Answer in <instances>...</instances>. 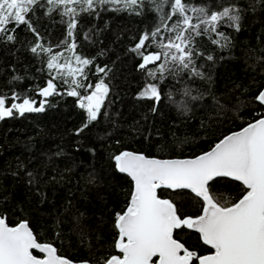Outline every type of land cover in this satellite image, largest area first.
Here are the masks:
<instances>
[{
	"label": "trees",
	"instance_id": "16d2710c",
	"mask_svg": "<svg viewBox=\"0 0 264 264\" xmlns=\"http://www.w3.org/2000/svg\"><path fill=\"white\" fill-rule=\"evenodd\" d=\"M185 2L209 11L234 5L240 10V30L219 29L229 37L225 47L206 35L195 37L193 58L204 78L185 71L148 81L158 85V102L141 96L145 70L139 69L141 58L131 49L160 23L159 0H144L132 10L99 5L77 17L75 52L92 61L81 82L95 85L102 79L110 89L98 119L83 131L87 114L78 97L67 95L68 85L57 77L53 82L59 94L39 95L55 75L47 68L48 56L69 53L64 43L71 40L68 17L60 14L62 9L50 12L53 6L40 0L27 14L35 32L27 25L7 26L15 29L14 41L0 39V95L8 98L6 106L15 94L17 103L28 98L37 107L44 102L45 108L23 116L14 111L0 120V216L10 226L27 221L38 239L52 243L59 255L101 264L102 257L115 254V214L125 209L133 190L132 181L117 171L115 155L133 151L158 159L193 158L264 113L256 100L264 89V0ZM37 42L52 51L32 53ZM92 90L78 89L81 94ZM214 191L225 200L241 194L239 183L228 179H221ZM182 192L183 199L168 190L159 195L172 199L182 218L196 216L200 205L188 191ZM197 237L181 229L176 238L190 250L210 254L213 250Z\"/></svg>",
	"mask_w": 264,
	"mask_h": 264
},
{
	"label": "snow or ice",
	"instance_id": "6c2138e0",
	"mask_svg": "<svg viewBox=\"0 0 264 264\" xmlns=\"http://www.w3.org/2000/svg\"><path fill=\"white\" fill-rule=\"evenodd\" d=\"M40 0H0V39L14 41L15 26L27 25L35 32L27 14ZM55 9H62L61 15L68 17L65 41L69 56L52 54L47 58V68L55 71L47 86L39 95L48 97L57 92V77L68 85V96L79 98V107L86 111L87 123L79 131L96 121L110 91L104 80L85 85V67L92 61L76 54L74 29L77 17L91 14L99 5L117 6L114 10L139 8L144 0H46ZM156 3V0H152ZM169 9L168 12L164 8ZM157 11L160 23L151 33H144L131 51L140 58L139 69L145 70V87L141 96L159 101L158 85L148 81H163L166 73L175 76L187 71L190 76L204 78L194 62V39L206 35L213 44L227 46L229 37L219 31L222 26L240 30L239 9L234 5L209 11L206 6L186 3L185 0H159ZM173 18H175L173 20ZM169 21H172L169 23ZM168 33L167 37L161 33ZM39 40V34L37 33ZM213 35L217 38L213 39ZM146 42H149L147 48ZM155 48V51L150 49ZM143 49V51H142ZM51 48L37 42L31 48L34 54L50 53ZM196 55L203 53L196 52ZM212 60L211 55L207 56ZM62 60V62H61ZM75 65V66H74ZM149 65L155 67L149 68ZM98 71H105L98 69ZM94 89L90 94H81L78 89ZM185 95H191L185 89ZM197 97H192L196 99ZM7 97L0 95V120L14 113L23 116L30 112H43L44 102L24 98L21 103L15 94L12 103L6 106ZM256 100L264 106V91ZM215 143L210 150L193 158L158 159L143 154L123 151L114 156L120 173H125L133 182L129 202L122 212L115 214V254L101 258V264H264V113ZM79 134V133H77ZM222 178L239 182L241 194L238 198L225 200L216 195ZM161 189L175 192L185 198L180 190H189L200 211L196 216L181 217L172 199L162 198ZM192 230L198 234V241L213 251L199 254L190 250L177 237V230ZM34 250L42 256L34 254ZM0 264H72L58 254L52 244L41 242L29 227L27 221L10 226L0 216Z\"/></svg>",
	"mask_w": 264,
	"mask_h": 264
},
{
	"label": "water",
	"instance_id": "95a60500",
	"mask_svg": "<svg viewBox=\"0 0 264 264\" xmlns=\"http://www.w3.org/2000/svg\"><path fill=\"white\" fill-rule=\"evenodd\" d=\"M262 91H264V89L262 90ZM258 102V101H257ZM259 103V102H258ZM264 107V106H263ZM129 152H133V151H129ZM133 153H136V152H133ZM138 154H142V153H138ZM143 155H145V154H143ZM146 156V155H145ZM150 158H152V157H150ZM114 162H115V160H114ZM116 169H117V167H116ZM117 171H118V169H117ZM119 172V171H118ZM120 173V172H119ZM120 174H123V175H125V176H127V174H125V173H120ZM130 180H131V178L129 177V176H127ZM222 179H228V180H230L229 178H222ZM132 181V180H131ZM232 181V180H231ZM234 182H236V181H234ZM133 183V182H132ZM237 183H239V182H237ZM161 190H165V189H161ZM160 190V191H161ZM159 191V192H160ZM168 191H171V190H168ZM180 191H188L189 192V190H180ZM159 194V193H158ZM6 222H7V220H6ZM8 223V222H7ZM30 227V226H29ZM177 231H179V230H177ZM188 231H191V232H193L192 230H188ZM195 233V232H194ZM197 234V233H196ZM34 254L35 255H37V256H42L43 254H40V253H38V252H36L35 250H34ZM59 254V253H58ZM63 257V256H62ZM70 260V259H69ZM71 261V260H70ZM72 262V264H91V263H88V262H82V263H77V262H73V261H71Z\"/></svg>",
	"mask_w": 264,
	"mask_h": 264
},
{
	"label": "rangeland",
	"instance_id": "374dc122",
	"mask_svg": "<svg viewBox=\"0 0 264 264\" xmlns=\"http://www.w3.org/2000/svg\"><path fill=\"white\" fill-rule=\"evenodd\" d=\"M70 55V53H67V54H64V56L66 57V56H69ZM61 62H62V60H61ZM75 66V65H74ZM86 68V67H85Z\"/></svg>",
	"mask_w": 264,
	"mask_h": 264
}]
</instances>
